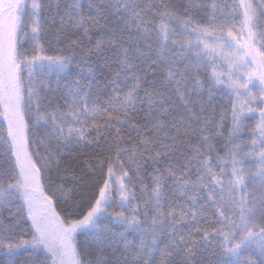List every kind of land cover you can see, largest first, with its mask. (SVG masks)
<instances>
[{
    "label": "snow or ice",
    "instance_id": "6c2138e0",
    "mask_svg": "<svg viewBox=\"0 0 264 264\" xmlns=\"http://www.w3.org/2000/svg\"><path fill=\"white\" fill-rule=\"evenodd\" d=\"M0 121V264H264V0H0Z\"/></svg>",
    "mask_w": 264,
    "mask_h": 264
},
{
    "label": "trees",
    "instance_id": "16d2710c",
    "mask_svg": "<svg viewBox=\"0 0 264 264\" xmlns=\"http://www.w3.org/2000/svg\"><path fill=\"white\" fill-rule=\"evenodd\" d=\"M257 2H258V0H257ZM54 79L55 78L53 77V80ZM53 88H55V83H53ZM0 128H5L6 129V126L3 123H0ZM80 239L83 240V237H80Z\"/></svg>",
    "mask_w": 264,
    "mask_h": 264
},
{
    "label": "rangeland",
    "instance_id": "374dc122",
    "mask_svg": "<svg viewBox=\"0 0 264 264\" xmlns=\"http://www.w3.org/2000/svg\"><path fill=\"white\" fill-rule=\"evenodd\" d=\"M0 123H3L2 121H0ZM6 126V125H5Z\"/></svg>",
    "mask_w": 264,
    "mask_h": 264
}]
</instances>
